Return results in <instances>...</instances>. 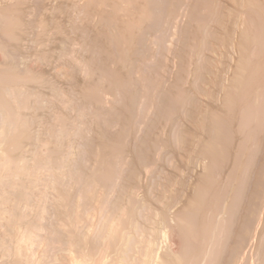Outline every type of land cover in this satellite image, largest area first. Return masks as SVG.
I'll return each mask as SVG.
<instances>
[{
  "label": "rangeland",
  "instance_id": "374dc122",
  "mask_svg": "<svg viewBox=\"0 0 264 264\" xmlns=\"http://www.w3.org/2000/svg\"><path fill=\"white\" fill-rule=\"evenodd\" d=\"M0 264H264V0H0Z\"/></svg>",
  "mask_w": 264,
  "mask_h": 264
}]
</instances>
